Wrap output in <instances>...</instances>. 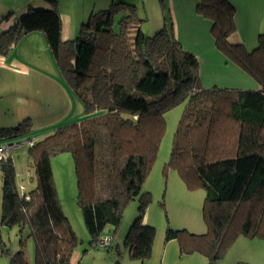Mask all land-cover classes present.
Wrapping results in <instances>:
<instances>
[{"label":"trees","instance_id":"16d2710c","mask_svg":"<svg viewBox=\"0 0 264 264\" xmlns=\"http://www.w3.org/2000/svg\"><path fill=\"white\" fill-rule=\"evenodd\" d=\"M30 9L0 34L6 56L23 35L40 32L49 55L83 117L60 124L28 147L35 186L21 193L11 157L0 160L2 223L28 228L34 264H70L77 239L60 208L51 159L70 153L77 205L98 246L105 228L116 234L127 204L137 215L124 238L128 257L141 263L152 252L154 227L144 223L150 194L141 192L165 130L164 114L187 101L164 170H174L188 191L202 189L205 234L167 230L180 255L199 254L218 264L239 237L264 240V32L252 51L229 43L234 7L227 0H197L210 23L215 48L259 87L240 90L200 86L199 61L183 49L167 24L152 36L141 30L134 5L113 2L91 13L71 40H62L55 3ZM30 132L28 120L0 128V140ZM23 246V241H20ZM104 247V248H108ZM3 253V250H0ZM11 264H27L23 251Z\"/></svg>","mask_w":264,"mask_h":264},{"label":"rangeland","instance_id":"374dc122","mask_svg":"<svg viewBox=\"0 0 264 264\" xmlns=\"http://www.w3.org/2000/svg\"><path fill=\"white\" fill-rule=\"evenodd\" d=\"M90 9H87V13H89ZM148 10L147 12L151 20H153L154 12L150 9ZM147 12H144L141 6L138 5V11L136 9L138 17H142L143 13ZM166 14L169 16L168 11ZM151 20L147 24L141 23V30L145 35L154 30ZM167 24L170 28L171 21L169 18H167ZM204 24H206V32H209L210 25L208 20ZM79 26L80 23H78L76 28L72 27L74 33L70 35L71 38L75 35V31L78 30ZM202 28L198 27L200 30ZM172 33H174V23L172 24ZM182 38L178 41L183 46V49L193 52L199 61L201 88L258 89V83L247 72L216 48V51H213L214 41L211 40L208 43L204 41L205 38H202L198 42H194L192 39ZM245 38L247 40L243 44L247 51H252L256 48L258 35L255 37L247 35ZM43 44L46 48V44ZM44 50H39L35 57L27 54L20 60L29 69L50 73V76L56 78L68 88L62 76L58 72L57 74L52 72L51 67L55 65L48 49ZM18 56L20 58V55ZM12 61L13 59L11 58L7 65L13 73L0 69V128H13L28 120L30 132L0 140V146H13L10 147L9 154L15 169V184L19 188L22 187L26 193L34 188L35 179L33 169L29 165L28 145L25 142L31 143L43 139L53 127L61 123L78 121L83 117V107L78 97L73 95V97L71 96L73 99L72 111L69 116L66 114L60 122L53 125V117L48 116L46 118L34 116L27 119L28 117H24V113L31 103L26 98L17 95L18 85L25 86V88L27 85H36L34 83L31 84L29 79L24 82L25 79L20 76L19 67L13 65ZM40 90L43 94L49 92L45 87H41ZM45 101V97L42 96L43 104L40 105L39 110L41 111V108H43L45 114H48L46 107L49 103ZM186 103L187 101H182L164 114L165 130L156 159L142 186L141 192H148L151 198L145 211L144 221L155 229L151 256L143 263L130 259L127 255L128 249L123 244L127 231L137 215L138 198L124 208L121 224L116 234L113 235L111 227L105 228L102 232L101 237L112 239V243L109 245L110 248L91 247L89 245L90 237L77 205V181L73 158L70 153H61L51 159L57 199L62 213L77 239V245L72 253L70 264H185L184 255L179 254L176 246L172 247L174 252L172 251L171 253L168 245V256L165 257L164 261H162L161 253L162 249H164V244L167 243L165 241V233L168 229H184L196 235L205 234L207 231L202 218L204 191L200 188L188 191L176 171L172 169L164 170V166L169 161L173 136ZM28 234L29 230L27 227L21 231L16 225L8 226L2 223V174L0 172V250H3V253H0V264H11V257L15 256L19 251L24 252L27 264H34V242L32 238H28ZM119 237H121L120 241H118ZM240 240L235 241V250L237 252L234 251L235 253L232 256L235 259L242 257L241 261H239L242 264H264V240L250 238ZM20 241H23V246Z\"/></svg>","mask_w":264,"mask_h":264},{"label":"crops","instance_id":"0c3cea01","mask_svg":"<svg viewBox=\"0 0 264 264\" xmlns=\"http://www.w3.org/2000/svg\"><path fill=\"white\" fill-rule=\"evenodd\" d=\"M50 1L55 3L60 16L62 40H71L75 38L79 28L75 31V35L71 38L70 35L74 33L72 27L76 28L78 23H80V25L84 23L91 12L93 13L95 11L107 9L113 2H124L134 5L137 11L138 5H140L144 12L149 11L148 9L154 12L153 20H151L148 12L143 13L142 17H138L143 20V24H147L151 20L152 25H154L153 32L147 33V36L156 34L160 29H162L164 23L167 22V18H169L171 24L174 23L173 35L175 39L177 38V41L182 37L192 39L194 42H198L202 38H205L204 41H207L208 43H210L211 40L213 41L211 38L212 35L210 26L209 32H206L205 30L206 24L204 23L207 19L203 18L195 10L197 0H0V34L12 27L16 21L21 16L25 15L30 9L49 8L51 6ZM227 1L234 7L235 10V32L229 37V43L233 45L242 44L244 46L243 42H246L247 39L245 37L247 35L255 37L256 35L259 36L264 32V0ZM87 9H90L89 13H87ZM167 11L169 16L166 14ZM140 27L142 26L140 25ZM198 27L203 28L200 30ZM43 43H45V40L40 32H32L23 35L22 38L8 52L7 56L0 54V69L13 73L11 68L7 65L10 59H13L12 64L19 67L21 73L20 76L25 79L24 82L29 79L31 84L34 83L36 85H27L26 88L25 86L18 85L17 95L26 98V100L31 103V105H28V108L24 113V117H28L27 119L34 116H42L43 118H46V116L51 118L53 117L52 123L54 125L57 122H60L66 114H68V116L70 115L73 108V94L69 88L64 86V84L60 83L56 78L50 76V73L41 72L36 69H29V67L23 64L22 60H20L27 54L35 57V54H37L39 50L43 51L45 49L44 51H46L47 45L45 48ZM214 50L216 51L213 46V51ZM18 55H20V58ZM51 68L52 72L56 74L57 72L59 73L56 66H52ZM41 87H45L49 92L43 94L40 90ZM42 96L45 97V102L49 103L46 107L48 114H45L43 108H41V111L39 110L40 105L43 104ZM57 126L58 125L55 127ZM55 127H53L52 130ZM51 131L48 134H50ZM144 223H146V221H144ZM120 238L121 237L118 238V241H120ZM240 239L244 238L239 237L236 241H241ZM168 245L171 253L174 250V248H172L174 246H176L179 251L178 243L175 240H171L170 242L168 241L164 244V249H162V261H164L165 257L168 256ZM235 247L236 242L227 251L223 260L218 264H242L239 262L242 257L235 259L232 256L235 253L234 251H236ZM108 248H110V246ZM183 258L185 259V264H207L206 258L199 254L184 255Z\"/></svg>","mask_w":264,"mask_h":264},{"label":"built area","instance_id":"2783aa9c","mask_svg":"<svg viewBox=\"0 0 264 264\" xmlns=\"http://www.w3.org/2000/svg\"><path fill=\"white\" fill-rule=\"evenodd\" d=\"M25 144H27L28 147L31 145V143H29L28 141H26ZM10 147L13 146L12 145L0 146V160L11 157L9 154V151L11 149ZM19 189L21 193H25L22 187H20ZM111 241H112L111 238L100 237L97 245L101 247H107L110 245Z\"/></svg>","mask_w":264,"mask_h":264}]
</instances>
